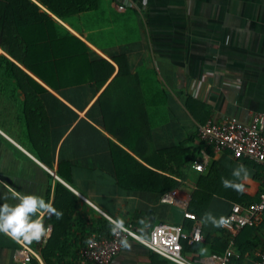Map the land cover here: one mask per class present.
<instances>
[{
    "label": "crops",
    "instance_id": "crops-1",
    "mask_svg": "<svg viewBox=\"0 0 264 264\" xmlns=\"http://www.w3.org/2000/svg\"><path fill=\"white\" fill-rule=\"evenodd\" d=\"M29 1L37 10L18 8L24 19L18 17L16 29L31 45L25 56L30 63L47 66L41 69L47 83L9 54L16 16L0 27V56L44 89L39 99L48 118L47 159L53 170L35 156L26 131L27 96L12 79L0 84V172L7 174L1 185L17 193L15 180L31 192L46 188L49 174V202L61 182L79 197V217L122 218L142 236L158 224L192 230L195 223L185 214L193 213L192 197L213 162L232 174L243 165L248 172L246 180L239 178L244 193L258 198L264 190L262 166L206 144L199 127L225 118L250 123L264 110V0H100L97 9L67 21L38 0ZM127 1L135 5L126 6ZM189 99L204 107L191 102V112ZM195 160L205 164L202 172L193 168ZM59 174L69 175L73 185ZM166 178L175 187L160 193ZM4 193L1 188L0 206L19 203L9 197L5 202ZM236 204L213 196L198 217L204 233L201 260L213 255L207 240L223 229L207 221L206 214L218 220ZM50 216L45 215L46 228ZM51 229L30 244L0 233V264H47L42 252ZM127 241L129 247L123 246L112 264H175L134 239ZM24 246L34 252L30 261L20 255ZM229 264L258 262L244 256Z\"/></svg>",
    "mask_w": 264,
    "mask_h": 264
},
{
    "label": "trees",
    "instance_id": "trees-1",
    "mask_svg": "<svg viewBox=\"0 0 264 264\" xmlns=\"http://www.w3.org/2000/svg\"><path fill=\"white\" fill-rule=\"evenodd\" d=\"M41 4L46 6L51 12L64 21H67L70 17L79 15L80 13L89 12L99 7L100 0H38ZM28 7L33 10H37V6L31 3L29 0H0V27H2L8 19L17 17L11 31V43L9 54L18 63L22 64L25 68L33 72L37 77L47 83L48 79L43 75L41 69H46L47 66L34 67L30 61L25 57L31 50V45L26 41V37L22 29H16V25L19 24V18H23V14H18V8ZM24 19V18H23ZM23 51L24 56L19 55V50ZM45 61V60H43ZM45 63V62H43ZM57 66V64H56ZM0 84H6L7 81L16 79L18 87H20L27 96V102L25 105V116L27 122L28 137L33 144V151L35 156L49 169L53 170V166L47 156L50 154L51 145L49 141L48 131V118L44 106L39 99L40 92H43L42 86L34 80L29 74H27L20 66L10 60L4 55L0 56ZM35 91H34V90ZM191 102L196 103L199 106L204 107L203 104L189 99L188 108L193 112ZM38 138L39 145L36 142ZM125 146L131 148L126 142ZM119 153H123L130 161L136 162L129 156L127 152L120 149ZM115 157H117L115 155ZM150 162V161H149ZM148 160L147 163L149 164ZM149 165H154L152 162ZM58 174V173H57ZM153 174V173H152ZM4 173L0 172V179L5 177ZM68 184L71 186L72 179L69 175L59 174ZM155 175V174H153ZM48 185L46 188H40L38 190L19 187L14 180L13 189L20 195L35 194L36 191L40 195L45 196V202H49L53 193L51 184L53 177L47 174ZM230 178V179H228ZM222 180L233 181L240 183V179L234 177V175L228 170L224 169L221 165L213 162L208 172L202 176L200 188L196 191L192 197L190 203V209L196 217L204 216L206 213L211 198L213 196H219L229 201L238 202L242 207L249 208L259 202L264 190L261 191L258 198L249 199L245 193H240L231 187H225ZM168 185L160 190V193H165L172 190L175 187V182L166 178ZM0 187L6 191L3 196V200L7 202V198H12V193L3 185ZM0 188V189H1ZM33 191V193H32ZM38 196V194H36ZM54 200L52 205L60 212L63 213L60 219H57L55 215H51L48 223L53 227V232L48 240L46 247L43 249L42 255L47 264H79V250L85 246L93 234H96L100 238H110L112 236L111 223L106 218H81L78 216V203L79 197L74 194L70 189L64 186L61 182H56L54 189ZM186 231H191L187 227ZM232 236L229 232L221 230L219 236L214 239H209L211 247V254L223 255L230 245ZM182 254L192 263H197L201 260V243H191L190 240L182 241ZM235 249L243 256H254L258 251L264 252V220L258 226H248L244 228L239 235L235 238ZM157 255V254H156ZM159 256V255H158ZM160 257V256H159ZM240 260V259H239Z\"/></svg>",
    "mask_w": 264,
    "mask_h": 264
},
{
    "label": "built area",
    "instance_id": "built-area-1",
    "mask_svg": "<svg viewBox=\"0 0 264 264\" xmlns=\"http://www.w3.org/2000/svg\"><path fill=\"white\" fill-rule=\"evenodd\" d=\"M135 5L127 1L126 6ZM199 136L208 145H213L218 150H228L238 158H245L257 163L264 169V110L256 113L250 123H243L235 118H225L219 123L208 121L199 127ZM193 168L202 172L205 164L195 160ZM165 200H174L173 196H165ZM185 217L192 220L195 225L191 232H187L182 226L173 224H158L154 226L149 236H142L132 224H125L128 232H122L119 236L100 238L93 234L90 238L91 246L87 243L79 250V260L83 264H112L113 259L121 252L123 239H134L145 246L151 252L158 254L175 264H229L232 260H239L243 256L235 249V238L248 226H258L264 219V193L254 206L244 208L241 205H233L229 214L225 217L227 225L221 226L232 236L230 246L223 255L213 254L207 260L192 263L182 254V241L190 240L191 243L204 241L203 228L198 217L193 213H186ZM110 221L114 220L109 218ZM25 261H30L34 252L24 246L20 251ZM245 256H249L248 254ZM258 264H264V252L254 254Z\"/></svg>",
    "mask_w": 264,
    "mask_h": 264
},
{
    "label": "clouds",
    "instance_id": "clouds-1",
    "mask_svg": "<svg viewBox=\"0 0 264 264\" xmlns=\"http://www.w3.org/2000/svg\"><path fill=\"white\" fill-rule=\"evenodd\" d=\"M243 173V176H241ZM234 177L246 180L248 172L243 165H240L234 172ZM224 186L231 187L236 191L243 193V183H235L233 181L222 180ZM13 199H18L19 203L12 206L7 203L0 206V233L10 236L12 239L21 243L39 242L43 237H46L51 232V226L45 227V215H55L60 219L63 215L58 211L51 202H45L44 198L36 194L19 195L12 193ZM205 219L210 221L215 227L227 225L228 221L225 217H220L218 220L211 214H206ZM112 227L111 232L119 236L122 232H128L125 227V221L122 218H117L110 221ZM143 224L144 221H141ZM90 246L91 239L86 241ZM124 247H129L127 239L121 241Z\"/></svg>",
    "mask_w": 264,
    "mask_h": 264
},
{
    "label": "water",
    "instance_id": "water-1",
    "mask_svg": "<svg viewBox=\"0 0 264 264\" xmlns=\"http://www.w3.org/2000/svg\"><path fill=\"white\" fill-rule=\"evenodd\" d=\"M6 181H7V182H10V179H9V178H6Z\"/></svg>",
    "mask_w": 264,
    "mask_h": 264
}]
</instances>
